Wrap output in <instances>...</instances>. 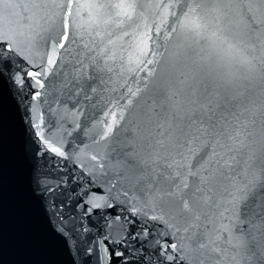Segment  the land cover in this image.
<instances>
[{
  "label": "snow or ice",
  "instance_id": "6c2138e0",
  "mask_svg": "<svg viewBox=\"0 0 264 264\" xmlns=\"http://www.w3.org/2000/svg\"><path fill=\"white\" fill-rule=\"evenodd\" d=\"M179 3L180 0H168L158 22H153V29L146 20L135 28L126 27L134 16L144 15L143 5L137 13V5L128 0H98L88 4L79 0L75 3L74 0H0V91L5 86H22L27 77L43 88L40 77L56 65L61 51L71 55L72 46L78 41L93 54L90 57L93 62L103 61L100 71L106 68L111 72L108 62L114 64L119 60L121 73L133 76L144 73V87L139 82L127 87L129 98L125 105L113 104L105 113L107 123L101 139H107L124 120L125 107L132 105L133 98L143 100L140 127L144 144L139 152L134 147L129 154L133 159L130 166L137 169L136 179L143 181L141 191L145 196L163 206L175 221L172 226L177 231L182 228L190 233L186 264H207L209 260L223 264L230 249L236 250L231 260L246 250L244 259L250 264L253 261L264 264V182L256 175L257 170L264 173V106H252L251 100L255 81L257 78L264 81V72L259 77L245 76L246 83L237 78L215 77L204 83L188 73L180 81L187 84V90H147V77L154 74V68L149 69L148 65L158 63L154 45L162 31L166 40L172 38L171 34L179 33L196 43L204 40L213 48L222 45L230 53L238 44L225 36L223 25L228 14L235 13L244 27L248 47L256 51L258 46L264 55V0H213L210 6L190 0L177 15L174 9ZM156 7L159 9L160 4ZM81 10L87 11L86 19L81 17ZM169 15L175 20L173 26L166 27ZM16 36L22 37L19 43ZM25 48L30 55H25ZM31 55H39L45 67L36 64L39 71L26 70L27 65L20 67L24 61L32 63ZM78 62L87 66L82 59ZM247 63L251 65L250 71H259L252 61ZM261 64L264 65V60ZM246 93L248 103L240 99ZM16 94L21 95L19 88ZM34 95L39 97L40 93ZM257 123L259 129L255 128ZM36 135L45 150L65 157V152L42 133ZM36 154H41L39 149ZM249 176L252 178L247 179ZM35 184L36 191L48 200L49 222L64 240L71 264H93L88 258L91 249L81 247L80 232L86 229L77 228L71 213L66 215L61 211L65 204L57 205L51 195L59 186H51L46 176L37 177ZM257 186L261 191L248 204L249 194ZM87 203L90 207L85 209V214L100 207L93 199ZM82 204L83 201L76 207ZM153 219L163 220V215ZM170 247L175 250L176 244ZM112 255L123 253L113 249Z\"/></svg>",
  "mask_w": 264,
  "mask_h": 264
},
{
  "label": "water",
  "instance_id": "95a60500",
  "mask_svg": "<svg viewBox=\"0 0 264 264\" xmlns=\"http://www.w3.org/2000/svg\"><path fill=\"white\" fill-rule=\"evenodd\" d=\"M79 2L88 4L98 0ZM128 2L137 5V13L143 5L144 15L134 16L126 27L135 28L137 23L143 24L146 20L155 29L153 22H158L168 0ZM187 2L190 0H180L174 9L177 15ZM198 2L210 6L213 0ZM157 4H160L159 9ZM81 17L86 19L87 11L81 10ZM174 20L169 15L166 27L173 26ZM223 26L225 36L238 44L230 53L223 50L222 45L213 48L204 40L196 43L179 33L171 34L172 38L166 40L162 31L154 45L158 63L148 65L149 69L154 68V74L147 77V90H187V84L180 81L188 73L204 83L214 77L237 78L245 83V76L259 77L260 72H264L261 64L264 55L258 46L256 51L248 47L239 17L229 13ZM15 39L19 43L22 37ZM251 43L255 44V41ZM72 47L71 55L61 51L56 65L47 70L46 76L40 77L43 88L27 77L22 86H5L0 91V264H71L64 240L49 222L48 200L36 191L35 180L42 176L48 178L51 186H59L51 195L57 205L65 204L61 211L66 215L71 213L77 228L83 226L86 229L80 232L81 247L91 249L88 258L93 264H117V261L123 264H186L190 233L182 228L177 231L172 226L175 221L163 206L145 196L141 191L143 181H137V169L130 166L133 159L129 154L134 147L139 152L144 144L140 127L143 100L133 98L132 105L125 107L124 120L107 139H101L107 123L105 113L113 104L125 105L129 98L127 87L135 86L137 82L144 87V73L138 76L121 73L119 60L114 64L108 62L113 69L111 72L106 68L100 71L102 60L93 62L90 58L93 54L83 49L79 41ZM25 55H30L26 48ZM81 59L86 67L78 62ZM31 60V64L24 61L20 67L27 65L29 71H39L36 64L45 67L39 55H31ZM247 61H252L259 71H250L251 65ZM19 74L23 76V72ZM16 88L20 89L21 95L16 94ZM251 91L254 93L252 106H264V81L257 78ZM36 92L40 93L39 97L34 95ZM240 99L249 102L247 93ZM244 115L248 114L245 112ZM255 128L259 129L260 124L257 123ZM36 133H42L45 139L60 147L65 157L45 150ZM37 149L40 155L36 154ZM92 156L97 159L93 160ZM256 175L264 182V173L257 170ZM260 191L257 186L249 194L247 203L252 204ZM89 199L95 200L100 207L85 214V209L90 207ZM81 201L82 206L76 207ZM161 215L163 220L153 219ZM173 243L175 250L170 247ZM113 249L123 255L113 256ZM235 251L229 250V258L224 259L223 264H250L244 259L246 250H241L236 260H231ZM169 256L173 258L168 259ZM207 264L215 262L209 260Z\"/></svg>",
  "mask_w": 264,
  "mask_h": 264
}]
</instances>
